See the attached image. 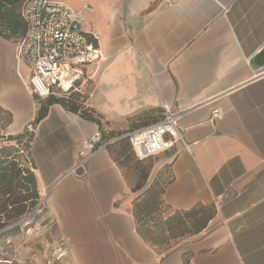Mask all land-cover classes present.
<instances>
[{"label":"crops","instance_id":"crops-1","mask_svg":"<svg viewBox=\"0 0 264 264\" xmlns=\"http://www.w3.org/2000/svg\"><path fill=\"white\" fill-rule=\"evenodd\" d=\"M61 1L84 12L81 29L103 59L85 102L100 124L52 104L33 127L37 190L71 264H264V0ZM28 76L15 44L0 38L7 134L29 128L39 108ZM163 106L180 114L185 144L153 157L155 174L168 165L173 177L167 215L215 208L204 230L167 252L137 234L132 203L143 189L131 191L109 151L82 177L65 176L82 141L142 127ZM214 109L223 117L209 123Z\"/></svg>","mask_w":264,"mask_h":264},{"label":"trees","instance_id":"trees-1","mask_svg":"<svg viewBox=\"0 0 264 264\" xmlns=\"http://www.w3.org/2000/svg\"><path fill=\"white\" fill-rule=\"evenodd\" d=\"M23 1L25 0H0V37L6 41L14 42L25 32V23L19 13V6ZM87 98L88 95L85 93H74L67 97L50 98L46 101L36 99L39 108L34 120L30 123L32 130L4 135L0 127V231L11 232L14 228L10 227L25 213L32 210L39 200L34 164L30 154L34 125L46 116L52 104H59L65 110L79 114L87 121L100 124V117L86 107ZM5 112L9 117L4 126L6 128L11 124V114ZM157 120L154 119L143 126ZM140 127L130 129L124 134L99 131L104 142L113 138L118 139L108 145L106 150L121 168L124 169V166L120 162L127 159L122 148L123 144L127 145L136 161L133 169L138 170L135 173L136 181L131 191L135 193L143 189L132 203L137 234L155 250L167 252L178 242L204 230L214 217L215 208L211 205L197 204L188 210L174 211L167 215L168 207L164 203L163 194L173 180L169 166L160 168L151 183L146 186L152 166L138 161L133 155L128 139L123 138L127 133ZM183 264H188V261L185 260Z\"/></svg>","mask_w":264,"mask_h":264},{"label":"built area","instance_id":"built-area-1","mask_svg":"<svg viewBox=\"0 0 264 264\" xmlns=\"http://www.w3.org/2000/svg\"><path fill=\"white\" fill-rule=\"evenodd\" d=\"M19 13L25 32L13 43L16 60L28 70L29 94L44 101L83 93L103 60L95 38L81 29L84 12L61 0H25L19 6ZM179 116L163 106L159 120L124 135L134 157L144 161L170 150L177 143L185 145L177 126ZM222 117L223 112L214 109L208 122L215 123ZM27 129L32 130L31 125ZM116 140L104 142L101 132L96 131L80 143L75 165L65 176L82 177L87 163Z\"/></svg>","mask_w":264,"mask_h":264},{"label":"rangeland","instance_id":"rangeland-1","mask_svg":"<svg viewBox=\"0 0 264 264\" xmlns=\"http://www.w3.org/2000/svg\"><path fill=\"white\" fill-rule=\"evenodd\" d=\"M6 42L11 45L13 43V41ZM83 93H88V87L83 90ZM8 119L7 113L0 109V127L4 135H8L7 127H4ZM122 148L127 158L120 162L124 166L125 178L134 184L135 173L138 170L133 169L136 161L126 144H123ZM141 162L144 165L152 166L148 180L154 178L155 162L153 157ZM166 174L168 173L166 172ZM10 228L14 229L6 233H4L5 230L0 231V264H71L64 251L63 242L58 236L57 227L48 216L44 208V200L40 195L37 205Z\"/></svg>","mask_w":264,"mask_h":264},{"label":"water","instance_id":"water-1","mask_svg":"<svg viewBox=\"0 0 264 264\" xmlns=\"http://www.w3.org/2000/svg\"><path fill=\"white\" fill-rule=\"evenodd\" d=\"M257 61L260 64H264V50L260 53V55L257 57ZM27 131V128L25 129Z\"/></svg>","mask_w":264,"mask_h":264}]
</instances>
